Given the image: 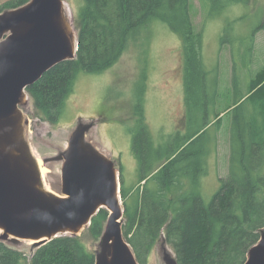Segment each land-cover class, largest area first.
Segmentation results:
<instances>
[{
    "label": "trees",
    "instance_id": "obj_1",
    "mask_svg": "<svg viewBox=\"0 0 264 264\" xmlns=\"http://www.w3.org/2000/svg\"><path fill=\"white\" fill-rule=\"evenodd\" d=\"M28 1L0 3V13ZM76 1V58L56 64L27 87L34 114L41 121L59 124L80 71L104 72L152 21L166 23L181 41L184 127L174 133L180 138L164 151L143 124L134 135L137 181L128 187L120 172L122 232L138 264H148L157 243L161 250L167 245L173 249L177 264H244L264 229V68L251 76L255 34L264 31V17L249 36L229 40L223 35L220 39L221 44H231L233 102L222 111L231 116L228 173L219 178L218 190L206 202L200 177L209 149L201 141L212 126V147L216 146L222 112L216 111L218 68L210 70L204 65L202 32L194 30L189 0ZM198 1L205 19L221 16L231 5L250 6L251 2ZM260 4L264 6V0ZM138 107L134 116L139 121L142 107ZM182 132L186 134L181 136ZM107 216L103 208L91 219L87 231L95 241ZM29 250L27 254L0 241V264H95V252L88 250L80 236H60L39 247L29 245Z\"/></svg>",
    "mask_w": 264,
    "mask_h": 264
},
{
    "label": "rangeland",
    "instance_id": "obj_2",
    "mask_svg": "<svg viewBox=\"0 0 264 264\" xmlns=\"http://www.w3.org/2000/svg\"><path fill=\"white\" fill-rule=\"evenodd\" d=\"M6 1L8 0H0V3ZM259 1L251 0L250 6L231 5L221 16L205 19L206 15L204 16L199 1L189 0L194 30L202 32L204 65L210 70L218 68V112L224 111L233 102L231 44H221L220 39L223 35L229 40L236 36H249L264 17V6L258 5ZM64 2L71 26L77 34L78 2ZM240 16L242 18L239 22H231ZM228 24L233 25V28ZM182 65L180 37L166 23L154 20L142 31L138 40L130 42L113 66L102 73H78L59 124L51 125L39 120L34 114L29 97L28 104L22 107V111L28 119L27 139L32 152L40 159L39 167L46 170L42 175L43 184L50 191L59 194L62 167L59 157L77 124L83 122L93 123V127L86 133L85 141L114 162L126 185L131 187L138 178L133 139L140 125L147 128L154 144L161 146L163 151L172 147L180 138H176L174 133L182 131L184 127ZM263 68L264 31L259 30L255 34L251 76ZM138 106L142 107L139 121L138 116H134ZM220 116L221 127L215 135L216 146L212 147L211 141L215 127L210 126L201 141L202 146L209 149L203 158L205 172L200 177V191L206 202L218 190L219 178L228 173L231 116L225 112ZM185 134L186 132H182L181 136ZM87 228L78 236L88 250L96 252L99 240L95 241L88 234ZM12 245L30 253L28 242ZM166 248L174 256L173 249L168 245ZM161 257V245L157 243L150 253L148 264L162 263Z\"/></svg>",
    "mask_w": 264,
    "mask_h": 264
},
{
    "label": "water",
    "instance_id": "obj_3",
    "mask_svg": "<svg viewBox=\"0 0 264 264\" xmlns=\"http://www.w3.org/2000/svg\"><path fill=\"white\" fill-rule=\"evenodd\" d=\"M77 50L78 34L64 0H29L0 13V241L35 248L60 236H78L104 208L108 216L95 264H138L122 232L120 173L85 141L93 123L79 122L59 157V194L44 188L27 139L22 111L30 97L27 87L56 64L75 59ZM161 256L162 263L177 264L167 248ZM244 264H264V229Z\"/></svg>",
    "mask_w": 264,
    "mask_h": 264
},
{
    "label": "bare ground",
    "instance_id": "obj_4",
    "mask_svg": "<svg viewBox=\"0 0 264 264\" xmlns=\"http://www.w3.org/2000/svg\"><path fill=\"white\" fill-rule=\"evenodd\" d=\"M38 160V164L40 165V159H37ZM40 171H41V173H42V175L44 174V172L46 171L44 168H40ZM44 188L46 189V190H48L49 191V189L44 185Z\"/></svg>",
    "mask_w": 264,
    "mask_h": 264
}]
</instances>
